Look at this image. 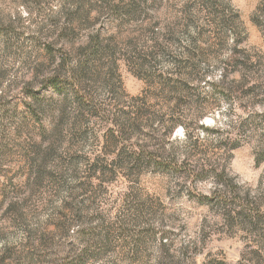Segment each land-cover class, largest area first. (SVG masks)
<instances>
[{
    "label": "rangeland",
    "instance_id": "obj_1",
    "mask_svg": "<svg viewBox=\"0 0 264 264\" xmlns=\"http://www.w3.org/2000/svg\"><path fill=\"white\" fill-rule=\"evenodd\" d=\"M211 2L0 0V264H264V0Z\"/></svg>",
    "mask_w": 264,
    "mask_h": 264
},
{
    "label": "trees",
    "instance_id": "obj_2",
    "mask_svg": "<svg viewBox=\"0 0 264 264\" xmlns=\"http://www.w3.org/2000/svg\"><path fill=\"white\" fill-rule=\"evenodd\" d=\"M211 1H213V0H203V2L205 4H207L209 9L211 10V15H213L215 17H216V15H220L222 17V13H224L223 10H221V14H217L220 11L216 12L215 10H213L215 4H211V3H213ZM225 22L226 21H224L223 24ZM195 34H196L197 38L198 37L201 38V36H203L202 32H199V31L196 32ZM196 37L194 39H196ZM236 38H237V36H236ZM164 53H165V50L162 49L161 54H164ZM234 53H237V52H234ZM238 53H240V52H238ZM185 55L186 56H185L183 65L185 67L191 66L194 54H192L190 51V52H186ZM148 57H149V55L141 57V59H140L141 62L137 65V71L135 73L136 77L144 79V80H145V77H147V74L149 73V69H148V71L145 69L146 64H147L145 62L148 59ZM172 62L174 63V67H176V69L178 68V71L181 72L182 67H181L179 61L172 60ZM243 64H245V63L243 62ZM196 70H197L196 67L193 66V68L190 71H188L187 73H184V75L182 77L178 78V74H177L175 79H172V80L168 79L167 81H164L161 83L158 82V84H159L158 86L160 87V89L163 88V90H162V94L160 95V97L159 96L154 97V99L157 100L158 98L159 99L166 98L169 95H171L172 99H173V105L169 109V111H171V112L169 114L168 120H166V121L163 120L162 116H158V111L152 110V107L148 105V98L149 97L146 93V94H143L141 97H137V98L133 99L132 104L130 105V109H132V110L134 109V112H135V115L133 114V117H131V118L126 117L127 113H123L125 118L122 119V121L120 122V133L122 131L127 130V129H128V131L136 132L138 130V125H140L138 122L140 120H144V122L148 123V124H151L152 121L154 120L157 123H161L163 126L165 125L164 136H167V138H169L172 131L176 128L177 125H184L183 121H179V119H175V117H174V115L176 114L175 110L180 107L181 102L183 103L185 94H187V92H188L187 91V82H186L185 78L193 79L194 75L196 74ZM53 80L54 79H51V82L49 84L53 87L58 86L57 81H53ZM151 98H153V97H151ZM194 118L198 120L200 118V116L197 117V115H195ZM196 122H198V121L195 120V122H193V123H196ZM199 128L203 131H206V129H204V126H202V125H200ZM183 131H184L185 136L189 137V132H188V130H186L185 127H184ZM168 150H170V149H168ZM144 153H145V151L141 150V153H139L138 155L136 153H133L131 156L124 158V159L120 156V168L125 167L126 170H131V169H134L136 167H141L142 164H144V162H146L144 160H147V162H149L150 165L154 166L155 168H161L164 165V163L162 164L160 161H158V160H160V155H157V154L153 155L154 153H148V156L145 157V156H143ZM101 171H102V169L97 170V172H101ZM215 181L222 188L228 189V187L231 186V184H230L231 180L227 179L224 168L221 169L220 172L215 176ZM81 233L84 234L85 232L82 231ZM79 257H81V258L86 257L85 259H87L88 255H87V248L86 247L82 248V250L80 251ZM84 263H86V261ZM70 264H75V263L73 262ZM76 264H77V262H76Z\"/></svg>",
    "mask_w": 264,
    "mask_h": 264
}]
</instances>
